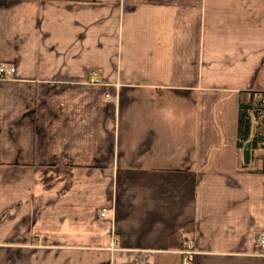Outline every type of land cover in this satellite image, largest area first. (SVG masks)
Segmentation results:
<instances>
[{"label":"crops","instance_id":"obj_1","mask_svg":"<svg viewBox=\"0 0 264 264\" xmlns=\"http://www.w3.org/2000/svg\"><path fill=\"white\" fill-rule=\"evenodd\" d=\"M0 64V264H264V0H0Z\"/></svg>","mask_w":264,"mask_h":264},{"label":"trees","instance_id":"obj_2","mask_svg":"<svg viewBox=\"0 0 264 264\" xmlns=\"http://www.w3.org/2000/svg\"><path fill=\"white\" fill-rule=\"evenodd\" d=\"M264 93L251 90L247 88L242 93L238 103L237 112V129H236V146L242 148L250 135L251 117L252 113L260 120V131L253 137L251 141L252 150L264 147V105L262 99ZM243 168L248 169L247 165H242ZM251 171L264 172V161L259 168H251ZM179 235L174 234L170 237L171 244L178 245Z\"/></svg>","mask_w":264,"mask_h":264},{"label":"built area","instance_id":"obj_3","mask_svg":"<svg viewBox=\"0 0 264 264\" xmlns=\"http://www.w3.org/2000/svg\"><path fill=\"white\" fill-rule=\"evenodd\" d=\"M5 70L13 72L14 68L12 66L8 67L4 64H0V77L4 74ZM262 104L264 105V98L262 99ZM105 214L106 212L103 209L100 211L99 216L104 217ZM256 248L258 254L264 256V232L258 234L256 239ZM177 250L183 255L182 263L191 264L192 255L194 254L191 240L187 237L183 238L180 242V247Z\"/></svg>","mask_w":264,"mask_h":264},{"label":"rangeland","instance_id":"obj_4","mask_svg":"<svg viewBox=\"0 0 264 264\" xmlns=\"http://www.w3.org/2000/svg\"><path fill=\"white\" fill-rule=\"evenodd\" d=\"M250 117H251V126H250V135H249L248 140L251 142L253 137H255L256 134H258L260 131V120L258 118H256L252 113L250 114ZM260 149H262V148H258V150H260ZM255 150H257V149H255ZM253 157H254V153H253V150L251 148V158L253 159Z\"/></svg>","mask_w":264,"mask_h":264},{"label":"water","instance_id":"obj_5","mask_svg":"<svg viewBox=\"0 0 264 264\" xmlns=\"http://www.w3.org/2000/svg\"><path fill=\"white\" fill-rule=\"evenodd\" d=\"M242 162L244 165H248L251 159V142L247 140L244 142L241 151Z\"/></svg>","mask_w":264,"mask_h":264}]
</instances>
